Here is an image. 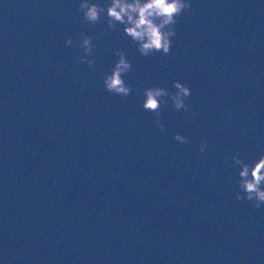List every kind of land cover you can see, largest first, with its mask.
<instances>
[{
    "label": "clouds",
    "instance_id": "obj_1",
    "mask_svg": "<svg viewBox=\"0 0 264 264\" xmlns=\"http://www.w3.org/2000/svg\"><path fill=\"white\" fill-rule=\"evenodd\" d=\"M191 0H110L105 7L93 0H80L79 11L83 14V20L91 24L100 23L102 18L106 19L110 29L115 30L118 25H123L124 33L136 43L141 55L147 57L153 53L167 55L172 47L173 38L177 35V24L179 17L187 10L191 11ZM106 13V17L104 14ZM79 48L83 54L78 55V60L87 63L90 67L95 64L93 55V37L80 33ZM72 38H68L67 45H72ZM115 55L119 57L110 72L104 78V87L110 94L128 97L132 92L125 76L133 71L132 63L127 59L122 49H116ZM175 92L162 86H154L143 90V108L153 113L154 123L160 129L166 125L161 120L162 106L171 100L176 111H190L187 100L192 91L189 86L179 80L173 82ZM137 94L140 89H136ZM193 119L197 113L191 111ZM175 140L186 144L188 138L177 133ZM208 141L204 139L200 146L203 153L207 150ZM234 164L238 165L239 191L236 193L237 200H247L256 209H264V152L260 153L258 159L247 162L236 155L232 157Z\"/></svg>",
    "mask_w": 264,
    "mask_h": 264
},
{
    "label": "water",
    "instance_id": "obj_2",
    "mask_svg": "<svg viewBox=\"0 0 264 264\" xmlns=\"http://www.w3.org/2000/svg\"><path fill=\"white\" fill-rule=\"evenodd\" d=\"M0 264H53L34 154L1 23Z\"/></svg>",
    "mask_w": 264,
    "mask_h": 264
}]
</instances>
